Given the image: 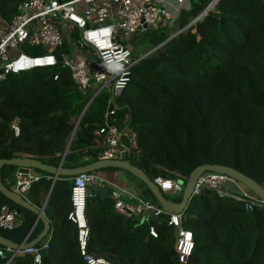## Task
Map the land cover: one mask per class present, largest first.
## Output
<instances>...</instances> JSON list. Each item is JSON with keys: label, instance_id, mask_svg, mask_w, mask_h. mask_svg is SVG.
<instances>
[{"label": "trees", "instance_id": "1", "mask_svg": "<svg viewBox=\"0 0 264 264\" xmlns=\"http://www.w3.org/2000/svg\"><path fill=\"white\" fill-rule=\"evenodd\" d=\"M22 1L0 0L2 16L10 19ZM206 3L200 0L190 11H181L175 21L179 29ZM167 29H147L142 36L155 46L169 37ZM22 50L41 52L25 45ZM107 99L105 94L98 96L84 109L88 96L61 64L9 73L0 82V159L30 156L57 165L65 153L64 167L91 162L92 149L82 130L102 123ZM114 103L116 119L127 113L137 132L142 152L132 163L150 179L170 171L187 177L198 165L220 164L264 186V0H219L215 11L142 57ZM13 119L19 121L18 136L10 129ZM16 168L1 167L0 178L7 187L14 182ZM51 183L44 177L32 182L27 199L41 206ZM71 183V178L61 177L52 185L44 207L50 238L40 264H85L76 226L67 218ZM3 204L15 206L0 192ZM19 215L15 228L0 231L15 243L24 240L35 218L28 209ZM85 215L91 254L111 264H180L174 229L166 217L137 226V218L115 211L109 194L88 195ZM181 224L193 236L188 264H264V206L246 210L243 202L204 188L188 202ZM150 225L155 238L148 233ZM41 228L38 221L28 240ZM0 249L5 253L0 264L11 256L8 264H33L31 252L14 253L1 245Z\"/></svg>", "mask_w": 264, "mask_h": 264}, {"label": "built area", "instance_id": "2", "mask_svg": "<svg viewBox=\"0 0 264 264\" xmlns=\"http://www.w3.org/2000/svg\"><path fill=\"white\" fill-rule=\"evenodd\" d=\"M218 1L209 0L190 20L189 26L208 12L215 11ZM191 8L192 0H23L10 19L3 17L0 12V82L9 73L61 64L69 71L78 89L88 96L84 109L99 95L104 93L108 96L103 121L90 133L89 148L96 149L94 159H120L124 154L131 163L132 159L138 161L142 150L138 145L137 132L130 124L127 113L120 121L116 119L117 106L114 100L129 85L132 68L144 55L134 57L123 41L134 33L171 25L181 11H189ZM104 28L111 29L107 38L108 46L100 47L87 38L86 33ZM185 28L187 27L169 35L167 41ZM23 45L37 47L41 52L27 53L22 50ZM66 51L68 58H65ZM58 56L61 61L57 60ZM117 57L120 58L122 67L118 71H110L107 65ZM53 79H57V74ZM110 105L112 107L109 109ZM10 129L14 136L20 134L18 119L11 121ZM42 177L51 178L50 175L33 168L17 167L12 174L14 182L10 188L27 199L32 182ZM186 179L187 177L178 172L170 171L166 175H156L152 181L165 195L182 192ZM9 181L7 178L6 182ZM71 181L67 218L76 226L79 253L85 264H111L105 258L95 256L87 250L90 235L85 215L88 189L106 187L115 211L125 217L140 219L149 210L144 223L149 222L151 215L158 216L162 212L157 202L147 200L143 195H130L129 200H124V191L113 186L97 172L79 173L71 177ZM228 182H233V190L225 186ZM204 188L212 189L219 196L243 202L246 210H251L254 206H264V200L224 173H201L194 184L192 196L200 194ZM182 213H170L167 224L178 229L177 235H174V250L178 262L188 264L194 242L191 231L183 228L181 224ZM20 221L21 217L14 207L7 204L0 206V229L11 230ZM148 233L153 238L157 237V232L151 225ZM47 248L48 241L18 252H31L33 264H40L41 254ZM0 257H5L2 249ZM11 258L12 256L8 257L4 264H8Z\"/></svg>", "mask_w": 264, "mask_h": 264}, {"label": "water", "instance_id": "3", "mask_svg": "<svg viewBox=\"0 0 264 264\" xmlns=\"http://www.w3.org/2000/svg\"><path fill=\"white\" fill-rule=\"evenodd\" d=\"M188 26L189 24L186 25V27ZM166 41L167 39L164 40L160 44H164ZM67 54H68V51H66L65 53V58H68ZM146 54H149V52H147ZM57 60L61 61V57L58 56ZM111 107L112 106L110 105L109 109ZM91 129L92 127L88 126L87 128L82 130V133L85 136V143L88 146L91 143V136L89 133ZM64 154L62 155L57 165L46 164V163L41 162L39 159L30 157V156H16L10 159H0V170L3 165H12L15 167H22V168H33V169L40 170L42 172L49 174L52 180V183L48 190L44 204L40 207H37L31 202H29L27 199H25L23 196L18 194L16 191H14L12 188L4 185L0 178V192L15 205L16 212L20 213L22 209H28L31 212H33V214L35 215L33 224L31 228L29 229L26 237L21 243H15L0 234V245L1 246L5 247L6 249H10L13 252H18L21 250L32 248L33 246L37 244L42 245L45 242H47L50 238V233H49L50 222L44 214V207H45L46 201L48 199V196H49V193L51 191L54 181L58 177L71 178L79 173H84V172H99L101 170L109 168V169H119V170H122V171H125L131 174L137 180L136 184L133 183L135 188L138 189L140 185H143L145 189H148L162 210V212L158 216L151 215L149 217L148 223H151V220L157 217L167 218L170 213L183 212L184 209L187 207L188 202L193 197L192 191H193V187L196 182V179L199 177L201 173L206 172V171L220 172V173L227 174L228 176L237 180L241 185H243L246 189H248L253 194H255L258 198L264 200V186L263 185L259 184L257 181H255L250 176L232 167L225 166V165L202 164V165H198L195 168H193L187 176L180 200L175 201L173 199L166 197L160 191L159 187L152 181V179H150L144 173L142 169H140L138 166L134 165L128 159H126L124 154L121 155L120 159H94L95 154H96V149H93L91 152L92 161L85 165H80V166H75V167L62 166ZM225 186L228 189L233 190L234 184L233 182H228L226 183ZM17 189H19V187ZM87 193L88 195L99 194L103 196V195H107L108 189L106 187L98 188V189H88ZM148 213H149V210H146L144 215L140 217V219H138V223L136 224L137 226L144 223L145 215ZM38 221H41L43 224L41 231L34 238L27 240L32 228ZM177 233H178V229L175 228L174 235H177Z\"/></svg>", "mask_w": 264, "mask_h": 264}, {"label": "rangeland", "instance_id": "4", "mask_svg": "<svg viewBox=\"0 0 264 264\" xmlns=\"http://www.w3.org/2000/svg\"><path fill=\"white\" fill-rule=\"evenodd\" d=\"M200 0H192V4L194 3V4H196V3H198ZM204 1H206V2H208L209 0H204ZM206 5V4H205ZM190 11V10H189ZM192 15H191V13L188 15V18H190ZM168 26V29L166 30V34L167 35H171V34H174L176 31H178V30H180V29H183L184 27H182V28H180L179 29V25L178 24H175V23H173V24H171V25H166V27ZM162 27V25L159 27V28H161ZM152 30H154V29H149V31H151L152 32ZM145 32V31H144ZM144 32H137V33H134V34H132L130 37H128L127 39H125L124 41H123V43H124V45H126L130 50H131V52H132V55L134 56V57H140V56H142V55H147L146 53L147 52H153L154 50H156V49H158V48H160L163 44H157V45H155L154 46V43L153 42H151V40H149V39H147V37H145V36H142L143 35V33ZM166 40V39H165ZM162 43V42H161ZM24 51H26V50H24ZM101 95H104V93L103 94H101ZM101 95H99V96H101ZM75 125H76V123H75ZM74 131H75V129H73V131H72V133H71V136H70V138H72L73 137V135H74ZM131 161H135L134 159H132ZM136 162V161H135ZM111 170H113V171H117V170H119V169H104V170H101L102 171V173L104 174V175H108V173H110V171ZM100 172V171H99ZM125 172V171H124ZM126 173V175H127V178L129 179V180H133L134 182H136L137 180L131 175V174H129V173H127V172H125ZM129 182V181H128ZM135 184V183H134ZM134 187V186H133ZM141 189H144V196H145V199H147V200H150V201H152V202H154V203H156V201H155V199L153 198V196H152V194L150 193V191L148 190V189H145L144 188V186H141ZM181 195H182V192H177V193H175V194H171V193H167V194H165V196L166 197H168V198H170V199H173V200H177V199H180L181 198ZM12 207H14L15 208V206H13L12 205ZM0 231H2L1 229H0Z\"/></svg>", "mask_w": 264, "mask_h": 264}, {"label": "crops", "instance_id": "5", "mask_svg": "<svg viewBox=\"0 0 264 264\" xmlns=\"http://www.w3.org/2000/svg\"><path fill=\"white\" fill-rule=\"evenodd\" d=\"M101 177H103L104 179H106L108 182H110L113 186L117 187L118 189H121L123 192V198L124 200H129L130 195H135V196H141L144 194V189H141V186L138 189L135 188V186L133 185V183L136 184V182H134L133 180H129L127 178V175L124 171L122 170H117V171H113L111 170L110 173H108V175H104L102 173V171L97 172ZM49 175V174H48ZM61 177H58L57 179H60ZM56 179V180H57ZM129 181V182H128ZM134 186V187H133ZM50 194V193H49ZM46 199V196L43 198V200H41V206L44 204ZM47 202V201H46ZM33 204V203H32ZM35 205V204H34ZM46 205V204H45ZM36 206V205H35ZM40 207V206H37ZM33 224V223H32ZM38 222H36V224L34 225V227L32 228L31 232L33 231V229L37 226ZM32 226V225H31ZM43 227V224H42ZM31 228V227H30ZM42 229V228H41ZM40 229V231H41ZM39 231V232H40ZM30 232V233H31ZM38 232V233H39ZM37 233V234H38ZM50 233V231H49Z\"/></svg>", "mask_w": 264, "mask_h": 264}, {"label": "clouds", "instance_id": "6", "mask_svg": "<svg viewBox=\"0 0 264 264\" xmlns=\"http://www.w3.org/2000/svg\"><path fill=\"white\" fill-rule=\"evenodd\" d=\"M110 28H104L100 31H90L86 33V36L89 40L94 41L98 46L100 47H106L108 46V37L110 35ZM101 37H104V39H101ZM119 57H117L115 60L108 63L107 67L110 71H118L122 65L119 63ZM103 264V262H102Z\"/></svg>", "mask_w": 264, "mask_h": 264}, {"label": "snow or ice", "instance_id": "7", "mask_svg": "<svg viewBox=\"0 0 264 264\" xmlns=\"http://www.w3.org/2000/svg\"><path fill=\"white\" fill-rule=\"evenodd\" d=\"M188 238L190 239V234L188 235ZM188 247H191V245H188ZM185 251H187V248L185 249Z\"/></svg>", "mask_w": 264, "mask_h": 264}]
</instances>
